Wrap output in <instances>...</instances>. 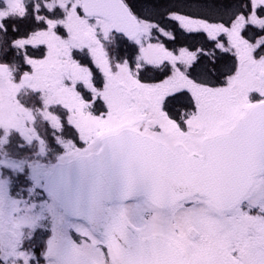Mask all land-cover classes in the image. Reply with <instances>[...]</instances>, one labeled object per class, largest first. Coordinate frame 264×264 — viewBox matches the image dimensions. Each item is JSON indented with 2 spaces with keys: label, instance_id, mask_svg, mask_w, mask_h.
Listing matches in <instances>:
<instances>
[{
  "label": "snow or ice",
  "instance_id": "1",
  "mask_svg": "<svg viewBox=\"0 0 264 264\" xmlns=\"http://www.w3.org/2000/svg\"><path fill=\"white\" fill-rule=\"evenodd\" d=\"M0 264H264V0H0Z\"/></svg>",
  "mask_w": 264,
  "mask_h": 264
}]
</instances>
